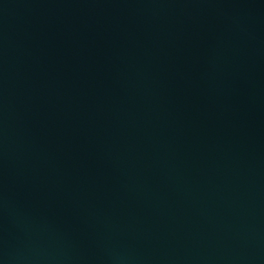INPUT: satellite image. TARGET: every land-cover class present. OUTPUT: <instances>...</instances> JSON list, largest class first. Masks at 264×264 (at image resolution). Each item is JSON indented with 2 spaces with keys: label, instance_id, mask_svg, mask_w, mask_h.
Here are the masks:
<instances>
[{
  "label": "water",
  "instance_id": "1",
  "mask_svg": "<svg viewBox=\"0 0 264 264\" xmlns=\"http://www.w3.org/2000/svg\"><path fill=\"white\" fill-rule=\"evenodd\" d=\"M0 264H264V0H0Z\"/></svg>",
  "mask_w": 264,
  "mask_h": 264
}]
</instances>
